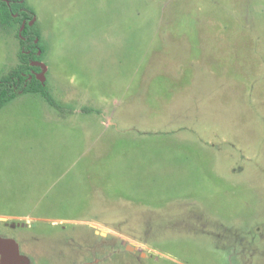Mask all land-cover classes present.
<instances>
[{
  "label": "rangeland",
  "instance_id": "374dc122",
  "mask_svg": "<svg viewBox=\"0 0 264 264\" xmlns=\"http://www.w3.org/2000/svg\"><path fill=\"white\" fill-rule=\"evenodd\" d=\"M25 2L68 110L0 109V238L24 264H264V0Z\"/></svg>",
  "mask_w": 264,
  "mask_h": 264
},
{
  "label": "trees",
  "instance_id": "16d2710c",
  "mask_svg": "<svg viewBox=\"0 0 264 264\" xmlns=\"http://www.w3.org/2000/svg\"><path fill=\"white\" fill-rule=\"evenodd\" d=\"M0 22L6 27L18 25L20 29L19 64L0 79V109L20 94H36L64 117L68 109L53 98L48 87L38 78L43 72L38 64L44 49L40 45L41 34L36 26L35 12L26 6L25 0H0Z\"/></svg>",
  "mask_w": 264,
  "mask_h": 264
},
{
  "label": "water",
  "instance_id": "95a60500",
  "mask_svg": "<svg viewBox=\"0 0 264 264\" xmlns=\"http://www.w3.org/2000/svg\"><path fill=\"white\" fill-rule=\"evenodd\" d=\"M16 228L15 224L10 225ZM0 264H24L20 259L17 243L12 239L0 238Z\"/></svg>",
  "mask_w": 264,
  "mask_h": 264
},
{
  "label": "crops",
  "instance_id": "0c3cea01",
  "mask_svg": "<svg viewBox=\"0 0 264 264\" xmlns=\"http://www.w3.org/2000/svg\"><path fill=\"white\" fill-rule=\"evenodd\" d=\"M66 116V115H65ZM66 118V117H65Z\"/></svg>",
  "mask_w": 264,
  "mask_h": 264
},
{
  "label": "flooded vegetation",
  "instance_id": "af4514ba",
  "mask_svg": "<svg viewBox=\"0 0 264 264\" xmlns=\"http://www.w3.org/2000/svg\"><path fill=\"white\" fill-rule=\"evenodd\" d=\"M9 226V225H8Z\"/></svg>",
  "mask_w": 264,
  "mask_h": 264
}]
</instances>
